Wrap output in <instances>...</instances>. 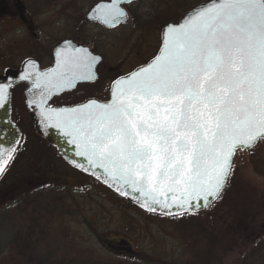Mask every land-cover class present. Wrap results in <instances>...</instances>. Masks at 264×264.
<instances>
[{
  "label": "snow or ice",
  "instance_id": "snow-or-ice-1",
  "mask_svg": "<svg viewBox=\"0 0 264 264\" xmlns=\"http://www.w3.org/2000/svg\"><path fill=\"white\" fill-rule=\"evenodd\" d=\"M132 3L97 4L89 19L126 23L123 5ZM65 43L54 67L25 64L19 79L31 82L27 104L84 161L71 163L149 212L210 207L222 197L237 151L264 141V0H207L166 24L157 54L113 80L107 101L49 103L98 78L102 57ZM13 84L0 83V108L10 102ZM16 151L0 144V175Z\"/></svg>",
  "mask_w": 264,
  "mask_h": 264
},
{
  "label": "rangeland",
  "instance_id": "rangeland-1",
  "mask_svg": "<svg viewBox=\"0 0 264 264\" xmlns=\"http://www.w3.org/2000/svg\"><path fill=\"white\" fill-rule=\"evenodd\" d=\"M198 1L205 0L191 3ZM11 18L0 21V72L16 64L19 58L15 53L19 49L27 53L22 41L16 42L9 35L18 25ZM46 26L52 27L51 34L63 30L52 22ZM46 28L40 23L35 32H44ZM19 30L31 44L30 49L42 47L36 41L43 39L34 37L27 28ZM14 118L22 125L23 132L31 131L29 141L39 143L41 136L49 147L43 143L42 158L41 154L22 157L18 166L15 163L17 167H10L0 183V217L9 215L6 207L10 206L11 221H19L22 214L16 202L41 182L48 180L56 188L64 187L62 213L50 217L47 225L52 249L61 256L87 264H121L126 263L122 252L131 251V256L139 255L146 260L160 258L164 264H198V256L209 249L210 236L217 235L224 237L220 245L221 250L225 249L223 264H264V141L251 151L237 152L234 172L222 201L195 217H168L141 210L95 178L69 166L36 129L29 112L16 108ZM37 143L33 145L36 149ZM13 233V223L0 230V264H26L11 243Z\"/></svg>",
  "mask_w": 264,
  "mask_h": 264
},
{
  "label": "flooded vegetation",
  "instance_id": "flooded-vegetation-1",
  "mask_svg": "<svg viewBox=\"0 0 264 264\" xmlns=\"http://www.w3.org/2000/svg\"><path fill=\"white\" fill-rule=\"evenodd\" d=\"M189 1L134 0L131 5H123L129 14L127 22L108 26L89 19V14L97 4L107 3L109 0H0V21L5 17H12L11 21L13 19L18 25H15V29L12 28L9 35L16 42L22 41L27 51L24 54V50L19 49L18 56L15 53L19 58L16 64L6 67L0 75L9 69L14 72L22 71L29 60L35 61L40 71L52 68L56 63V50L68 47L65 42L71 41L72 45L87 48L102 57L96 67L98 78L95 82H78L75 89L66 90L53 97L49 103L54 107H63L88 99L107 101L110 99L113 80L146 64L157 54L164 26L178 23L192 8L207 0L191 3L196 2L192 0L188 4ZM55 15H59V18H55ZM48 22L57 24L63 28L60 30L63 32L51 34L52 27L46 26ZM40 23L47 28L44 32H35ZM24 27L34 33L33 36L37 39H43L36 41L42 47L30 49L31 44L25 41L24 33L19 30L25 29ZM30 86V81L20 80L11 88L13 120L22 130V125L14 118L15 109L29 112L30 117L32 112L39 111L35 105L30 108L27 104V90Z\"/></svg>",
  "mask_w": 264,
  "mask_h": 264
},
{
  "label": "trees",
  "instance_id": "trees-1",
  "mask_svg": "<svg viewBox=\"0 0 264 264\" xmlns=\"http://www.w3.org/2000/svg\"><path fill=\"white\" fill-rule=\"evenodd\" d=\"M30 135H31V131L29 130L27 134H25L24 141L22 142L21 147L19 148L17 157L20 158L14 161V164L11 166V168L14 167L15 163L16 165L17 164L19 165L22 157L25 158L26 156L37 157V155L41 154V158H42L43 156L42 154L45 151L43 152L41 147L43 146V143H45L48 146V144L46 143L47 141L40 136L39 143H37L36 141L31 142L29 141ZM36 143L39 146L37 149L33 147V145H35ZM50 148L53 147L51 146ZM46 152H48V154L51 155L50 150H47ZM16 165L15 167L18 166ZM46 183L41 182L32 189L33 191L24 192L20 196L18 202H16L17 203L16 206L19 207V211L22 214L20 215L21 217L19 218L20 219L19 221L17 222L11 221L12 217L9 212L13 208L10 206L6 207V211H9L7 212V214L9 215H3L0 217V230L2 228L4 229L6 224L10 225V223H13L14 233L12 236L11 243H13L14 245L15 252L23 260H25L26 264H87L86 262H82L70 256H65V255L61 256L52 249L48 237V229H47L48 219L50 217H53L54 215L62 213V209L64 207L63 204L64 194L66 193V191L64 187L56 188L48 180ZM222 200L223 197L219 199V201ZM11 202H14V200H12ZM196 215L197 213L186 214L178 217H183V216L195 217ZM216 233L212 232L211 234H216ZM210 239L211 240H209V244H207L208 245L207 247H209V249H207V251L203 253L204 254L203 256L202 254L198 256V260H197L198 262L196 263L223 264L224 262L223 256L225 249L221 250L223 247H220V245L222 246V240H224V237L223 236L219 237L217 235H214V236H210ZM130 252L131 251L122 252L123 257L125 258V259L123 258L122 260L126 263H121V264H164L161 263L162 261L160 258H156L153 260H146L143 257H140L139 255L134 254V256H131L133 253ZM92 264H107V263L96 262ZM170 264H175V263L172 262Z\"/></svg>",
  "mask_w": 264,
  "mask_h": 264
},
{
  "label": "water",
  "instance_id": "water-1",
  "mask_svg": "<svg viewBox=\"0 0 264 264\" xmlns=\"http://www.w3.org/2000/svg\"><path fill=\"white\" fill-rule=\"evenodd\" d=\"M207 2V1H206ZM205 2V3H206ZM203 3V4H205ZM203 4L197 5L195 7L201 6ZM194 7V8H195ZM193 9V8H192ZM191 9V10H192ZM190 10V11H191ZM189 11V12H190ZM189 12H187L185 15H187ZM184 15V16H185ZM183 16V17H184ZM182 17V18H183ZM182 18L180 19V21L182 20ZM179 21V22H180ZM178 22V23H179ZM24 71V69L22 70ZM22 71L19 72H14L11 71L10 69L7 70L6 74L3 76H0V83H7L8 80H12L14 81V84H16L17 82L20 81L19 79V75ZM13 84V85H14ZM11 92V89H10ZM32 119L34 121H36V127L38 128V130L40 131V133H42V135L50 142L52 143L56 149L58 150L59 154L62 156V158L68 163L70 164L72 167L78 169L79 171H82L85 174L91 175L94 178L97 179L96 176L92 175L90 172H85L79 168H77L73 163H71V160H76L78 162H84L83 159L81 157H77L74 155L75 152V148L73 145H70L68 143H66L64 137L62 136V134L54 128H45L41 123H40V117H39V111L37 112H32L31 113ZM22 138V131L21 129L13 122L12 120V104H11V97H10V102L6 103L5 107L0 108V144H3L5 147L10 146V145H15L16 149L18 148V145L21 141ZM19 143H16V142ZM259 143V142H258ZM258 143L256 144V146L258 145ZM255 146V147H256ZM254 147V148H255ZM239 151V150H238ZM237 151V152H238ZM248 151V150H246ZM15 154V153H14ZM237 154V153H236ZM236 156V155H235ZM234 156V159H235ZM98 174L102 173V170H97ZM1 177V175H0ZM100 182H102L104 185L108 186L110 189H112L113 191H115L117 194H119L120 196H122L114 187H110L109 185L105 184L103 182L102 179H97ZM226 187V186H225ZM225 189V188H224ZM224 191V190H223ZM223 193V192H222ZM126 197L130 202H132L133 204L137 205L138 207H140V205L138 203H136L131 196H123ZM217 200H215L212 205L216 202ZM211 205V206H212ZM141 209H143L144 211H147L145 208L140 207ZM209 207H201V208H197L195 211L193 212H184L185 213H196V212H200L203 211L205 209H207ZM173 212H176V209L173 208L172 210ZM149 212V211H147ZM149 213H154V214H159L162 215L159 211L157 212H149ZM176 215H181V214H176ZM166 216H175V215H166Z\"/></svg>",
  "mask_w": 264,
  "mask_h": 264
}]
</instances>
